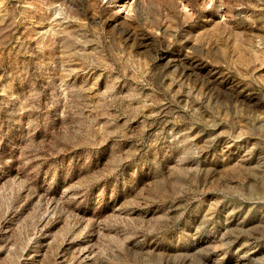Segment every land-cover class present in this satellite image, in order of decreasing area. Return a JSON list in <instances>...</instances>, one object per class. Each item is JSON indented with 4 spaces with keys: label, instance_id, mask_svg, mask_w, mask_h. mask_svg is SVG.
Here are the masks:
<instances>
[{
    "label": "rangeland",
    "instance_id": "1",
    "mask_svg": "<svg viewBox=\"0 0 264 264\" xmlns=\"http://www.w3.org/2000/svg\"><path fill=\"white\" fill-rule=\"evenodd\" d=\"M0 264H264V0H0Z\"/></svg>",
    "mask_w": 264,
    "mask_h": 264
}]
</instances>
